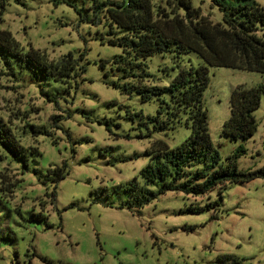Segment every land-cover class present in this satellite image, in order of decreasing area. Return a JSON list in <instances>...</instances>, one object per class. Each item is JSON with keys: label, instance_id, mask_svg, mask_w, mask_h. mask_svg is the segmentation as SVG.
I'll use <instances>...</instances> for the list:
<instances>
[{"label": "rangeland", "instance_id": "374dc122", "mask_svg": "<svg viewBox=\"0 0 264 264\" xmlns=\"http://www.w3.org/2000/svg\"><path fill=\"white\" fill-rule=\"evenodd\" d=\"M105 1L124 0H11L0 14V30L11 31L24 52L40 50L55 63L72 54L75 64L70 77L57 81L0 54V123L24 147L13 160L0 143V175L15 184L8 189L0 176V264H237L225 256L264 264L263 178L199 196L159 193V184L147 183L142 171L153 161L152 143L163 139L176 148L191 129L177 123L154 130L150 117L159 101L124 90L139 78H124L112 62L128 55L109 42L123 31L111 26L110 5L96 11ZM193 2L223 20L207 1ZM201 64L195 52L156 54L145 61L144 83L169 85L181 68ZM209 69L204 103L222 161L243 146L239 168L263 166L264 93L253 137L233 140L223 127L233 89L264 86V74ZM146 125L151 137L141 136Z\"/></svg>", "mask_w": 264, "mask_h": 264}, {"label": "trees", "instance_id": "16d2710c", "mask_svg": "<svg viewBox=\"0 0 264 264\" xmlns=\"http://www.w3.org/2000/svg\"><path fill=\"white\" fill-rule=\"evenodd\" d=\"M10 1H0V14ZM205 1L222 13V21H214L211 14H206L202 6H195L193 0H165L161 4L153 0L105 1L97 2L95 7L99 12L110 5L107 12L111 26L116 25L123 31L119 35L112 30L114 36L109 42L123 47L130 59L120 55L112 62L124 78H139L137 84H125L124 90L129 94L137 92L143 102L157 99L160 103L158 114L150 117L155 122L154 130L171 129L177 123H184L191 129L190 135L176 148H170L163 139H156L147 150L153 161L142 174L147 183L159 184V193L181 190L199 196L227 183L264 179V165L248 170L239 168L238 158L246 151L243 146L229 156L227 162L222 161L212 140L204 103L210 83V66L264 74V32H261L264 30V7L256 0ZM14 2L21 4L25 0ZM168 52H174L177 58L195 52L205 64L181 68L169 85L145 84V77L149 76L144 68L145 61ZM0 54L25 60L35 72L57 81L70 77L75 69L72 54L65 55L57 63L50 62L40 50L31 48L24 52L9 30H0ZM136 68L142 69L139 75ZM114 85L119 86L118 83ZM263 93V85L249 88L239 85L233 89L231 116L223 127L225 135L233 140H248L255 135L258 128L255 111L261 106ZM145 127L147 132L141 136L151 137L152 129ZM0 143L13 160L24 150L12 130L1 123ZM0 176L11 190L15 184L9 182L10 177L3 173ZM229 259L241 264L238 257L224 258Z\"/></svg>", "mask_w": 264, "mask_h": 264}]
</instances>
